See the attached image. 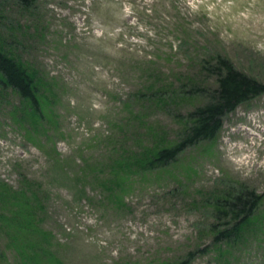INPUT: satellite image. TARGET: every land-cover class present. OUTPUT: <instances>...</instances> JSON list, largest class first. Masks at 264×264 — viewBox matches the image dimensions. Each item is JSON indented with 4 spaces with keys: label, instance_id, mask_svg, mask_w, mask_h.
<instances>
[{
    "label": "rangeland",
    "instance_id": "obj_1",
    "mask_svg": "<svg viewBox=\"0 0 264 264\" xmlns=\"http://www.w3.org/2000/svg\"><path fill=\"white\" fill-rule=\"evenodd\" d=\"M16 2L0 9L44 32L24 58L47 89L40 117L0 89V264H173L198 248L191 264H218L208 200L264 195V94L165 168L136 174L126 155L177 141L202 101L178 97L198 55L264 83V0H37L34 16ZM256 219L260 238L219 264H264V205Z\"/></svg>",
    "mask_w": 264,
    "mask_h": 264
},
{
    "label": "trees",
    "instance_id": "obj_2",
    "mask_svg": "<svg viewBox=\"0 0 264 264\" xmlns=\"http://www.w3.org/2000/svg\"><path fill=\"white\" fill-rule=\"evenodd\" d=\"M16 3L23 16H34L32 11L36 8L37 0H17ZM10 12L11 8L0 9V89L16 93L22 104L32 108V115L40 117V102L47 87L35 64L24 58V51L29 49V41L43 38L44 32L33 19L25 25L21 21L13 22L8 17ZM197 61L198 74L196 77L183 76L187 81L181 85L178 97H197L202 101L186 114L177 141L171 146L160 145L127 154L126 159L130 164L125 165L126 170L133 169L138 174L139 171H154L171 165L188 149L216 140L227 115L264 94V83L237 69L231 60L221 54L209 51L203 57L198 55ZM204 75L215 80L214 87L205 86L199 81V77ZM173 85L174 82L167 87ZM161 88L157 89L160 96L154 101L160 106H169L174 102V94L164 91V86ZM150 89L154 91V86ZM185 89L192 92L185 94ZM208 201L212 202L210 205L215 212L211 236L219 264L226 251L246 246L248 242L250 244L256 240L255 237L251 239L253 235H256L257 240L260 238L258 230L261 226L256 218L264 205V195L245 187L222 196L217 195ZM203 252V249L198 248L173 264H191Z\"/></svg>",
    "mask_w": 264,
    "mask_h": 264
}]
</instances>
